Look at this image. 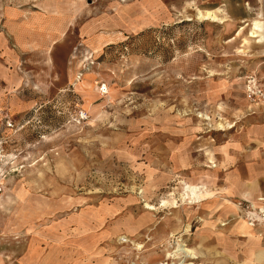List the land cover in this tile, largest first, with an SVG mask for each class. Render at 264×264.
<instances>
[{
	"label": "rangeland",
	"instance_id": "rangeland-1",
	"mask_svg": "<svg viewBox=\"0 0 264 264\" xmlns=\"http://www.w3.org/2000/svg\"><path fill=\"white\" fill-rule=\"evenodd\" d=\"M258 5L0 0V264H227L185 184L264 108Z\"/></svg>",
	"mask_w": 264,
	"mask_h": 264
},
{
	"label": "crops",
	"instance_id": "crops-1",
	"mask_svg": "<svg viewBox=\"0 0 264 264\" xmlns=\"http://www.w3.org/2000/svg\"><path fill=\"white\" fill-rule=\"evenodd\" d=\"M257 2L256 11L264 12V0ZM248 10L253 9L250 6ZM256 15L252 32L258 37L257 32L264 31V26L260 14ZM256 22L259 29L255 28ZM51 37L52 41L58 39V27H52ZM43 40L47 41V38L43 36ZM256 42L262 46L264 40L257 39ZM261 89L264 91V86ZM249 120L238 133L213 144V161L208 167L218 179L208 187L185 184L188 198L200 199L195 205L197 214L207 213L218 219V232L226 239L219 243L218 249L227 255V264H264V224L252 226L245 217L246 205L264 207V108ZM222 121L220 118L218 125L224 129L226 124ZM192 188L195 194L191 193Z\"/></svg>",
	"mask_w": 264,
	"mask_h": 264
},
{
	"label": "built area",
	"instance_id": "built-area-1",
	"mask_svg": "<svg viewBox=\"0 0 264 264\" xmlns=\"http://www.w3.org/2000/svg\"><path fill=\"white\" fill-rule=\"evenodd\" d=\"M255 82V80H253ZM255 83L254 93L260 94L264 97V92L259 89L258 85ZM83 117V115H82ZM84 118V117H83ZM1 189V183H0ZM245 217L247 222L252 226H257L259 224H264V207H257L256 205L249 204L245 206Z\"/></svg>",
	"mask_w": 264,
	"mask_h": 264
},
{
	"label": "bare ground",
	"instance_id": "bare-ground-1",
	"mask_svg": "<svg viewBox=\"0 0 264 264\" xmlns=\"http://www.w3.org/2000/svg\"><path fill=\"white\" fill-rule=\"evenodd\" d=\"M247 8L248 9H250V6L249 5H247ZM212 17H216V16H214V14H212L211 12H208L205 16H204V18H212ZM257 20V19H256ZM255 27L257 28V29H259V23L258 22H256V25H255ZM254 33V32H253ZM205 119H209V120H211V117H208V116H206V118ZM223 122V121H222ZM221 122V123H222ZM224 126V125H223ZM191 188V187H190ZM199 188V187H198ZM189 189V188H188ZM191 190V193L192 194H195V190H194V188H192V189H190ZM198 193V192H197ZM146 207H148V208H150V209H154L155 207L153 206V205H151V204H149V203H147L146 204ZM121 239L122 240H124V241H127L128 240V238L126 237V236H122L121 237ZM183 240L182 239H180V240H178V250L177 251H180L179 253L181 254V255H183V257H187V256H190V257H192V258H197V252L194 250V249H192V248H190V247H188L187 246V244H185V243H183L182 242ZM171 255L172 254H168V257H171ZM178 255V254H177ZM177 258V257H176ZM168 264V263H167Z\"/></svg>",
	"mask_w": 264,
	"mask_h": 264
}]
</instances>
